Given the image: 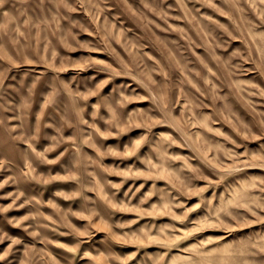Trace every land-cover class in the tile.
Returning a JSON list of instances; mask_svg holds the SVG:
<instances>
[{
	"label": "rangeland",
	"instance_id": "374dc122",
	"mask_svg": "<svg viewBox=\"0 0 264 264\" xmlns=\"http://www.w3.org/2000/svg\"><path fill=\"white\" fill-rule=\"evenodd\" d=\"M0 264H264V0H0Z\"/></svg>",
	"mask_w": 264,
	"mask_h": 264
}]
</instances>
